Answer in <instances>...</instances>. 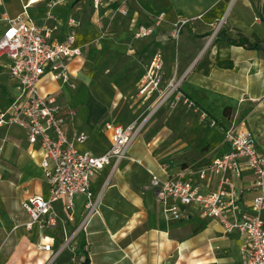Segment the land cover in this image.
Here are the masks:
<instances>
[{"label":"crops","instance_id":"obj_1","mask_svg":"<svg viewBox=\"0 0 264 264\" xmlns=\"http://www.w3.org/2000/svg\"><path fill=\"white\" fill-rule=\"evenodd\" d=\"M28 1L0 0V37L6 20L19 17L23 11L40 28L56 27L51 39L58 41L64 40L69 31L67 22L74 19L77 23L76 46L81 56L68 61L67 68L68 80L76 84L80 83L81 77L76 76L78 69L74 66L84 62L91 49L102 48L106 52L105 57L109 58L115 53L121 55L128 48L126 40L134 35L137 28L150 27L151 17L163 13L165 18L157 33L134 41L132 48L149 57L144 67L136 68L140 75L134 96L145 67L160 49L165 80L179 81L180 91L205 112L211 118L209 120L217 123L216 128L203 130L204 138L217 140L200 157L206 161L186 167L162 164L154 159L149 161L142 142L139 156L130 157L131 148L137 149L133 143L128 158L120 163L111 177L110 167H105L93 177L91 191L95 195L101 194L98 215L90 220L84 231H80L71 248L52 259V253L38 249L44 241L39 238L36 227L27 226L30 220L21 207L29 197L48 195L38 146H29L23 131L16 127L0 128V142L5 138L0 157L6 154L10 163H17L15 169L23 170L27 164H32V159L27 160L26 154L34 155L37 158L35 166L41 176L40 186L38 182L31 184L21 175L0 177V264H241L239 249L242 237L237 232L225 234L219 222L202 218L196 207L191 211L188 209V221L166 219L162 205L150 188L149 172L164 178L161 168L166 167L169 176L180 175L202 193L216 191L217 178L202 181L197 171L229 151L223 140V130L231 126L252 132L258 152L264 154V0H99L101 5L97 11L93 7L94 0H70L55 6H51L54 0H37L27 6ZM120 4L129 10L128 16L123 17L117 12ZM98 15H106L102 41L98 40ZM179 19L195 20L181 31L175 42L170 36L173 24ZM218 23L221 24L219 32L211 38L213 26ZM238 41L259 43L260 48L231 44ZM8 66V59L1 57L0 111H6L18 95L8 75ZM44 80L59 83L54 86V93L47 96L53 97L60 90L69 99V105L65 107L55 96L58 104L65 111L76 112L73 120L64 114L67 136L72 138L75 134L84 133L87 141L77 148L95 156L104 154L110 145V133L104 126L107 123L118 124L111 108V105L116 106V87L103 85L109 90L108 97L96 92L98 86L89 95L85 90L69 95L66 91L69 82L62 84L48 74L41 79ZM139 105V118L126 125L143 120L147 106L141 102ZM110 109L113 111L107 116ZM164 110H159L153 118ZM19 158L24 160L23 164ZM250 181L248 174L236 181V187L243 191L238 205L244 211H249L255 195L246 190ZM83 205L84 198L78 197L73 212L75 221L64 229L57 225L44 233L53 251L63 241L64 232L71 233L77 227L84 212ZM56 208L63 216L60 203ZM179 208L184 210L182 206Z\"/></svg>","mask_w":264,"mask_h":264},{"label":"built area","instance_id":"obj_2","mask_svg":"<svg viewBox=\"0 0 264 264\" xmlns=\"http://www.w3.org/2000/svg\"><path fill=\"white\" fill-rule=\"evenodd\" d=\"M37 0H29L27 6ZM70 0H54L51 6L69 2ZM101 3L94 0L93 7L97 11ZM25 9V8H24ZM123 17L129 10L123 5L117 9ZM163 13L151 17L150 27H138L134 33L136 39H144L157 33L164 20ZM195 19H179L173 24L171 39L177 41L182 30ZM69 31L63 41L52 40V29H43L33 22L27 13L6 20V26L0 37V58L9 61L8 75L13 80L17 97L6 111H0V128L16 127L23 131L29 146H38L40 167L48 187L47 197L32 196L21 205L29 217V228L36 227L39 238L44 241L38 249L52 253V259L65 249L71 248L80 231H84L90 220L98 215L101 194L91 191V182L96 173L110 167V177L120 163L128 158V152L138 138L143 127L163 108L183 105L197 110L179 88V81L165 80L163 59L158 49L145 67L137 84L136 98L146 105L145 116L140 123L120 125L107 123L104 128L110 133L108 150L95 156L89 151L79 150L77 145L87 141L84 133L67 136L64 114L70 120L76 117L74 110H67L58 104L55 97L42 96L38 83L46 75L62 84L68 83L67 62L81 56L76 46L77 23L74 19L67 22ZM220 23L212 29L213 38L220 28ZM202 119H209L205 112ZM211 121L214 127L216 122ZM223 140L229 151L216 157L201 167L198 178L206 180L217 178V189L214 192L202 193L190 182L184 181L180 175L169 176L167 168L162 167L165 175L160 178L149 172L150 188L157 202L163 207L166 219L179 222L188 221L191 211L196 207L204 219L219 222L225 234L237 232L242 237L239 249L241 264H264V154L259 153L252 132L246 128L231 126L223 130ZM5 138L0 142V151ZM251 177L249 192L253 196L249 211L238 205L242 190L236 187V181L244 175ZM109 177V179H110ZM84 198V212L77 227L71 233L64 232V238L56 251L44 233L61 225L75 221V200ZM61 204L63 216L57 212ZM183 207L181 210L179 207ZM229 215L231 220L229 219Z\"/></svg>","mask_w":264,"mask_h":264},{"label":"rangeland","instance_id":"obj_3","mask_svg":"<svg viewBox=\"0 0 264 264\" xmlns=\"http://www.w3.org/2000/svg\"><path fill=\"white\" fill-rule=\"evenodd\" d=\"M105 16L98 15L96 17L100 31L99 41H102L105 35L103 31ZM135 39L134 35L128 38L126 40L127 50L121 52V55L115 53L110 58L105 57L106 52L102 48L100 50L91 49L86 60L74 66V68L78 69L76 76L81 77L80 83L76 84L74 81L68 80L69 83L67 85L69 86H66V91L69 92V95L78 92V90H85L89 95L92 94V89L98 86L99 88L96 92L101 96L107 97L109 90L107 91L103 85L115 86V89L118 91L115 102L116 106L111 105L114 111L110 109L106 115L110 116V111H113L116 116L115 120L121 125L135 121L141 114L138 108L140 106L139 100L134 96L136 81L140 75V72L136 68L138 66L144 67L149 57L148 55L137 53L132 48ZM97 83L102 86H99ZM58 85V82L44 80V82L40 81L37 87L40 95L46 97L47 94H53L54 86ZM58 91L54 95L66 107L69 105V99L60 90ZM202 112L198 108L197 110L189 109L180 104L168 109L165 108L163 112L158 113L155 118H152L147 123L140 136H138V141L136 139L134 142V146L137 149L131 148L129 156L133 158L138 157L144 144L149 161H153L152 159H154L158 163L174 164L175 167H186L203 163L206 161V158L200 157H203V153L208 152L217 140H210L211 138L209 137L204 138L206 134L203 130L214 129L217 127V123L213 127L209 119H202L200 117ZM155 139L156 141L154 142ZM26 157L27 160L32 159L30 161L32 164L30 166L27 164V167L23 170L15 169L14 165H17V163L14 165L12 161L10 163L6 154L0 157V169L2 171L0 172V177L21 175L23 179L30 180L31 184L38 182L37 184L40 186V171L35 166L37 158L34 155L30 156L29 153L26 154ZM18 161L22 164L24 163V160L21 158ZM116 176H118V173Z\"/></svg>","mask_w":264,"mask_h":264},{"label":"trees","instance_id":"obj_4","mask_svg":"<svg viewBox=\"0 0 264 264\" xmlns=\"http://www.w3.org/2000/svg\"><path fill=\"white\" fill-rule=\"evenodd\" d=\"M231 44H239V46H246L247 48H251V49H259L260 46H259V43H248L247 41H238V42H232ZM209 119H211L209 116H208ZM87 262V259H85L84 263Z\"/></svg>","mask_w":264,"mask_h":264}]
</instances>
